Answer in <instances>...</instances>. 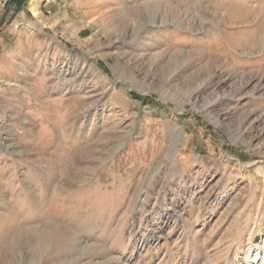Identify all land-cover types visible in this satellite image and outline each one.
Wrapping results in <instances>:
<instances>
[{"label":"rangeland","instance_id":"1","mask_svg":"<svg viewBox=\"0 0 264 264\" xmlns=\"http://www.w3.org/2000/svg\"><path fill=\"white\" fill-rule=\"evenodd\" d=\"M258 252L264 0H0V264Z\"/></svg>","mask_w":264,"mask_h":264},{"label":"bare ground","instance_id":"2","mask_svg":"<svg viewBox=\"0 0 264 264\" xmlns=\"http://www.w3.org/2000/svg\"><path fill=\"white\" fill-rule=\"evenodd\" d=\"M246 260L250 262L262 261V263H264V253L263 252L254 253L251 256H249V259H246Z\"/></svg>","mask_w":264,"mask_h":264},{"label":"trees","instance_id":"3","mask_svg":"<svg viewBox=\"0 0 264 264\" xmlns=\"http://www.w3.org/2000/svg\"><path fill=\"white\" fill-rule=\"evenodd\" d=\"M137 97V96H136ZM138 99H140L139 97H137Z\"/></svg>","mask_w":264,"mask_h":264}]
</instances>
